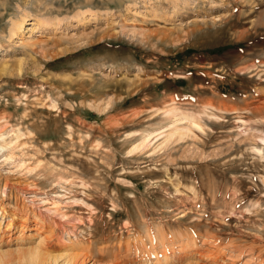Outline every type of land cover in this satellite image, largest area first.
Masks as SVG:
<instances>
[{
    "label": "rangeland",
    "instance_id": "rangeland-1",
    "mask_svg": "<svg viewBox=\"0 0 264 264\" xmlns=\"http://www.w3.org/2000/svg\"><path fill=\"white\" fill-rule=\"evenodd\" d=\"M0 147V264H264V0H0Z\"/></svg>",
    "mask_w": 264,
    "mask_h": 264
},
{
    "label": "bare ground",
    "instance_id": "bare-ground-1",
    "mask_svg": "<svg viewBox=\"0 0 264 264\" xmlns=\"http://www.w3.org/2000/svg\"><path fill=\"white\" fill-rule=\"evenodd\" d=\"M19 27L16 29L17 30V32H19V30L21 29V24H19L18 25ZM14 34H16L15 32H14ZM188 116V115H187ZM186 116V117H187ZM185 117V116H184ZM188 118H189V116H188ZM187 119V118H186ZM190 119H191V116H190ZM190 123H192V124H196V125H200L199 123H198V121H195L194 119H193V121H191ZM198 123V124H197ZM179 129H177L176 131H178ZM171 133V132H170ZM170 135V134H169ZM10 144V143H9ZM2 150V148L0 147V151ZM3 151V150H2ZM56 206V205H55ZM57 207V206H56ZM40 259H41V255L39 254V252H37V251H34V253H31V255L29 256V260H30V262H32L33 264H37L39 261H40Z\"/></svg>",
    "mask_w": 264,
    "mask_h": 264
}]
</instances>
